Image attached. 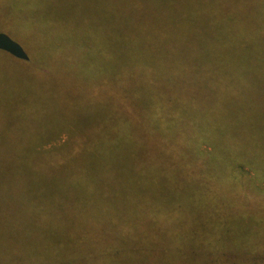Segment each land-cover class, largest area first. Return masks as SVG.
Listing matches in <instances>:
<instances>
[{
	"label": "trees",
	"instance_id": "obj_1",
	"mask_svg": "<svg viewBox=\"0 0 264 264\" xmlns=\"http://www.w3.org/2000/svg\"><path fill=\"white\" fill-rule=\"evenodd\" d=\"M84 1L108 15L58 19L48 0H0V32L29 55L0 50V63L88 82L63 112L32 91L14 106L0 220L31 246L0 264H125L144 251L117 241L164 244L147 251L159 264H264V111L253 105L264 0ZM49 241L62 243L33 244Z\"/></svg>",
	"mask_w": 264,
	"mask_h": 264
},
{
	"label": "rangeland",
	"instance_id": "obj_2",
	"mask_svg": "<svg viewBox=\"0 0 264 264\" xmlns=\"http://www.w3.org/2000/svg\"><path fill=\"white\" fill-rule=\"evenodd\" d=\"M97 1V0H94ZM47 13L58 19H68L74 18L78 20L80 18V14L93 11L94 14L98 17L108 15V9L105 5L102 6L101 2L97 3H87L84 0H48L47 4ZM15 40H17L14 36H12ZM18 41V40H17ZM23 41L27 44V49L29 52L34 55V48L31 47L32 44L27 42L25 39ZM44 43V41H42ZM28 66H26L27 68ZM32 67V66H31ZM59 70V69H58ZM57 70L55 75H51L50 77L44 76L43 74L28 69H23L17 66L16 64L0 63V145H9L12 143L9 137H5L3 132L8 130L6 127L9 126L11 122V118L14 120V112L16 109L14 108L16 102L19 100L21 94L25 91H28V94L24 93L22 95L27 96L32 91L36 99L39 101L50 104L55 107L56 110L64 111L65 106L72 103V100H83L85 99L86 91L88 90V82L85 79H81L78 81L71 74H67L62 70ZM39 84H41V89L38 88ZM258 96L255 98L254 111L262 110L264 111V93L259 92ZM33 97V96H32ZM35 98V97H34ZM86 116L90 118V114L97 116V109H87L85 110ZM15 122V120H14ZM70 133L68 131H63L58 137H56L48 146H58L66 143L69 140ZM203 150L210 149L207 145L202 146ZM253 174V172H251ZM257 185L264 186V183L256 181ZM7 223L0 220V259L1 260H16L17 259H25L24 255L25 250L23 249L26 246H31L30 244H18L14 241V237H8V233L4 232L6 229L11 226V232H13V227L9 219H7ZM62 242L58 241H49V242H38L33 243L39 246H36L38 252L43 253L45 247L48 245H58ZM69 243H65L68 245ZM73 244V243H72ZM86 244H92L91 241H87ZM112 247L114 248H122L130 247V245H134L131 249L135 250V252L141 251L140 254H130L129 258L124 260L125 264H131L130 262L138 263V258H141L142 255L144 259H149L150 255L147 251L151 248H155L157 250L167 249L164 247V244H150V243H139L135 241H131L129 243H122L117 241L112 243ZM74 245V244H73ZM76 245V243H75ZM41 249H40V248ZM159 252V251H158ZM142 254V255H141ZM84 257H89L86 255ZM104 259V258H103ZM179 264H194L192 260H187L186 256L180 255L176 258ZM146 260V261H147ZM120 264V261L117 260ZM13 262V261H12ZM197 262V261H196ZM161 263L160 258L156 257L153 261H150V264H159Z\"/></svg>",
	"mask_w": 264,
	"mask_h": 264
},
{
	"label": "water",
	"instance_id": "obj_3",
	"mask_svg": "<svg viewBox=\"0 0 264 264\" xmlns=\"http://www.w3.org/2000/svg\"><path fill=\"white\" fill-rule=\"evenodd\" d=\"M0 50H3L16 58L29 60V55L24 47L5 32H0Z\"/></svg>",
	"mask_w": 264,
	"mask_h": 264
}]
</instances>
